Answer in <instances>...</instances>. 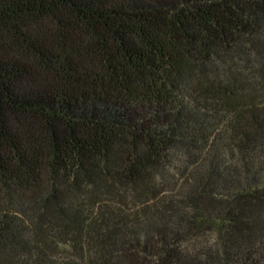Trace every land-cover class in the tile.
I'll use <instances>...</instances> for the list:
<instances>
[{"label": "trees", "instance_id": "obj_1", "mask_svg": "<svg viewBox=\"0 0 264 264\" xmlns=\"http://www.w3.org/2000/svg\"><path fill=\"white\" fill-rule=\"evenodd\" d=\"M0 264H264V0H0Z\"/></svg>", "mask_w": 264, "mask_h": 264}]
</instances>
